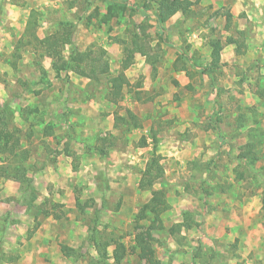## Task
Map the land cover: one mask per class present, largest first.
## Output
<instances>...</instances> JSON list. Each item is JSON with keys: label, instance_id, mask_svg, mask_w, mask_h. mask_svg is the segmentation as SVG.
Instances as JSON below:
<instances>
[{"label": "rangeland", "instance_id": "374dc122", "mask_svg": "<svg viewBox=\"0 0 264 264\" xmlns=\"http://www.w3.org/2000/svg\"><path fill=\"white\" fill-rule=\"evenodd\" d=\"M158 1L0 0V129L28 152L22 166L30 184L13 180L20 191L15 204L28 217L41 212L68 223L62 229L71 240L62 241L74 248L63 244L61 251L70 264H116V242L125 248L119 264H264L263 247L242 238L251 227L229 215L249 199L253 205L264 190V76L243 69L231 81L227 66L205 69L206 47L221 38L224 19L227 29L234 20L226 9L204 11L197 2L158 24ZM32 10L37 38L66 30L77 51L89 54L80 65L86 76L70 70L56 76L51 57L24 32ZM135 36L142 53L130 52ZM125 60L130 64L123 69ZM119 74L126 84L111 100L109 80ZM247 91L259 101L249 103ZM91 101L96 108L69 107ZM109 117L112 123L103 124ZM148 169L156 179L141 190ZM43 188L70 195L74 207L53 204L50 194L37 203ZM152 191H162L158 217L146 211L138 218ZM257 211L264 225V210Z\"/></svg>", "mask_w": 264, "mask_h": 264}, {"label": "crops", "instance_id": "0c3cea01", "mask_svg": "<svg viewBox=\"0 0 264 264\" xmlns=\"http://www.w3.org/2000/svg\"><path fill=\"white\" fill-rule=\"evenodd\" d=\"M189 1L192 3L195 2V0ZM197 5L204 11L209 6L212 7L211 9L213 11L221 8L226 9L228 13L234 17V20L231 22V28H228L229 31H226L228 30L226 28L227 24H225L226 20L224 19L222 22L224 31H220L221 38L216 39L220 41L222 49L220 51L219 63L214 70L219 71L220 68L225 70L227 66V68L233 73V76L230 79L231 81L238 80L240 73L237 72V70L242 71L243 69L250 70L249 73L254 70L257 72L259 71L264 76V0H199ZM193 6L194 3L190 6L188 11H190ZM176 14L181 13L179 12ZM230 29L231 31L233 30V33ZM227 39H231L235 43H228ZM209 47L210 45L206 47L208 49L209 57L207 56V59H205L203 64L205 66H208L211 62V48ZM194 61L196 60H193L192 63H194ZM257 66L259 67L257 68ZM179 74L184 76L183 73ZM210 78L213 81L215 78L214 74L213 76H210ZM260 79L261 78H259V81ZM209 89L210 87L208 90L205 89L202 93V98L205 102V98L208 99L212 95V93L209 92ZM57 93V91L53 92L54 95H57ZM252 93L253 92L247 91V94H245L249 99V103H254L257 100L259 101V99H256L255 95ZM63 95L65 96V94H62V96ZM207 102L212 104L210 101ZM89 103L90 104L82 106H78L73 103V105H70L69 107L70 109H80V112L87 110V108H96L97 105L93 104L92 101ZM262 106H264V100L262 101ZM41 107H50L51 111H54L59 106L44 105L40 106V109H42ZM189 110L191 112H188L191 114V118L189 119L195 120L193 119V115L195 113L194 110ZM111 114L110 116H112ZM86 116L87 115H84L83 119L80 118L83 123L81 125H84L85 128L89 125V123H87L88 121L86 122L84 120V117L86 118ZM176 117L185 120L184 112H177ZM112 121L113 118L109 117L107 118V122H104L103 124L110 125ZM100 126H102V124ZM96 127L94 128L96 129ZM218 139L219 137L215 140L218 142L222 141V139ZM167 142L171 144L174 143L171 137H169V141ZM207 158H209L208 154ZM61 160L62 162L64 161L63 158H59V166H61ZM18 188L19 186L16 182L11 179H4L0 176V257H2V259H0V264H47V260H50L49 264H70L61 251V246L63 244H66L71 249L74 248L71 243L62 241L63 239L71 240V238L69 239L67 236H64L65 233L63 234L62 229V225H66L68 223H62V221H58L52 216L43 217L40 214L41 212H36V219L35 213L34 215L28 217L24 213V209H20L19 206L15 204L17 202L15 198L20 193ZM54 193L55 192H50L46 188L41 189L38 194L39 201L37 203L41 204L42 199L51 196L53 204L59 203L66 209L74 207V202L69 197L70 195L59 197ZM243 200L245 201V199ZM226 201L230 203L231 207L235 205L232 200L230 201V198H227ZM248 201L241 205L239 208L240 211H236L237 214H234L233 209H231L229 215L230 218L238 216L239 224H241L242 227H251L250 231H242V238L254 241L256 246H259L260 248L263 247L262 250H264V244L262 245L264 242V225H262L261 221H256V216L258 215L257 209H261V202L259 199H253L252 205L250 202L251 200L249 199ZM53 204L51 206H54ZM238 205L240 204L238 203ZM38 211H40V208ZM35 220L38 222L37 227L32 232V235L27 239V232L33 227ZM69 222L72 221L70 220ZM228 222L230 223V220ZM212 235L216 238V234ZM226 237L227 239L232 238L227 235Z\"/></svg>", "mask_w": 264, "mask_h": 264}, {"label": "trees", "instance_id": "16d2710c", "mask_svg": "<svg viewBox=\"0 0 264 264\" xmlns=\"http://www.w3.org/2000/svg\"><path fill=\"white\" fill-rule=\"evenodd\" d=\"M16 2H21L22 0H15ZM199 0H195L193 2L194 4L197 3ZM192 2L189 0H159L157 2L156 7V20L158 24H163L167 22L172 16H174L176 13L186 14L188 12V9L191 5H193ZM107 13L109 14V17L113 16V10L112 8H107ZM35 11H31L29 14V19L27 20L25 34H29V36L37 43L35 44L37 48L42 49V51L45 50V54L51 57L53 60L52 62V69L55 71L56 76L61 70H70L74 73H77L81 76H86L84 74L83 69L80 68V65H82L85 62V59L88 57L87 52H78L77 49L72 45L70 41V32L65 30L61 34L55 33L48 35L42 39L37 38L33 32L36 20H35ZM26 37V36H25ZM135 40H132V48L130 52L135 53H142L140 47H137L136 43V36L134 38ZM228 43H235L231 39H227ZM32 42L26 41L25 45H30ZM69 46L68 51L69 54L67 57L62 56L61 51L63 50L64 46ZM211 53H210V59L211 62L207 68L205 69H213L215 68L219 63V57H220V51L222 49V46L220 45L219 40H215L211 42L210 44ZM129 49V48H128ZM238 53V50H237ZM130 59V58H129ZM130 64V60H125L123 62V69H125ZM101 71L102 73L106 74L108 73V66L107 64H103ZM205 71V70H204ZM110 82V89L109 93L111 94V100H114L116 98H119L121 96L122 88L126 84V80L123 76V74H119L116 77H112L109 80ZM1 113H4L3 111H0ZM241 119L239 118V121ZM241 124V122H239ZM156 142V141H155ZM144 144V142L142 143ZM20 144L19 140L14 137L13 133L6 129H0V157H2L1 163H0V176L4 179H11L16 182H18L21 186L30 184V180H28L26 176V172L23 169L22 162L26 161L28 152L24 150H20ZM242 157H246L245 154L241 155ZM158 170H161V167L158 166ZM10 171H13L10 172ZM150 169L144 171L142 178L139 182V189L141 190H149L154 181L155 177L150 175ZM28 187V186H27ZM152 198L144 204L141 207L140 212L138 213V218H143V214L148 211L149 213H153L157 216L159 208H161L164 204L161 202L160 196H162V191H152ZM261 208L264 210V190L261 195ZM164 209V207H163ZM158 217V216H157ZM115 248L112 251L111 258L113 259L114 263L119 264L124 255H125V248L123 244L116 242ZM141 249L144 254H150L146 253L148 246L141 244ZM63 249H65L63 247ZM152 253V252H151Z\"/></svg>", "mask_w": 264, "mask_h": 264}]
</instances>
